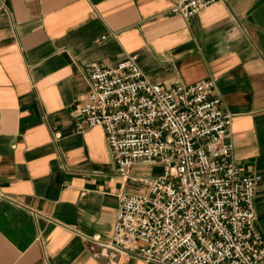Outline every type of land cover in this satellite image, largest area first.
I'll list each match as a JSON object with an SVG mask.
<instances>
[{
  "label": "crops",
  "instance_id": "0c3cea01",
  "mask_svg": "<svg viewBox=\"0 0 264 264\" xmlns=\"http://www.w3.org/2000/svg\"><path fill=\"white\" fill-rule=\"evenodd\" d=\"M172 8L171 0H0V264H157L106 256L86 238H114L121 181L104 130L77 132L75 110L93 65L128 55L167 86L217 79L234 114V159L261 177L264 238V0H217L189 20Z\"/></svg>",
  "mask_w": 264,
  "mask_h": 264
},
{
  "label": "built area",
  "instance_id": "2783aa9c",
  "mask_svg": "<svg viewBox=\"0 0 264 264\" xmlns=\"http://www.w3.org/2000/svg\"><path fill=\"white\" fill-rule=\"evenodd\" d=\"M171 1L172 12L189 20L217 0ZM88 82L74 128L102 127L121 181L114 238L86 236L89 242L106 256L148 263L264 264L255 213L261 177L234 159V114L222 107L217 79L167 86L128 55L113 66L93 65ZM137 165L165 172L136 174ZM129 184L145 188L132 194Z\"/></svg>",
  "mask_w": 264,
  "mask_h": 264
},
{
  "label": "rangeland",
  "instance_id": "374dc122",
  "mask_svg": "<svg viewBox=\"0 0 264 264\" xmlns=\"http://www.w3.org/2000/svg\"><path fill=\"white\" fill-rule=\"evenodd\" d=\"M140 171L154 176L162 175L165 172L163 166H152V168L140 169Z\"/></svg>",
  "mask_w": 264,
  "mask_h": 264
}]
</instances>
